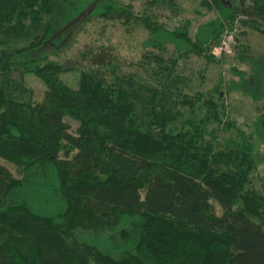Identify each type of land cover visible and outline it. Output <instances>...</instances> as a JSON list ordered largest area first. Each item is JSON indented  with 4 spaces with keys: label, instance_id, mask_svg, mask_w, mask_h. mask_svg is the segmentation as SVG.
Wrapping results in <instances>:
<instances>
[{
    "label": "trees",
    "instance_id": "trees-1",
    "mask_svg": "<svg viewBox=\"0 0 264 264\" xmlns=\"http://www.w3.org/2000/svg\"><path fill=\"white\" fill-rule=\"evenodd\" d=\"M198 1L216 16L192 35L189 20L169 29L120 0H0V264H264V193L249 186L258 166L251 142L217 149L206 139L209 116L174 132L171 123L194 113L199 95L139 83L114 64L81 69L72 87L61 74L73 67L43 51L58 24L78 15L141 25L152 47L145 57L160 62L172 44L174 64L190 55L221 62L211 49L238 23L264 34V0ZM147 4L178 8V0ZM236 55L248 69L234 66L240 82L220 81L214 92L249 79L246 95L264 100V54L241 46ZM15 71L43 81L42 101L12 95ZM252 128L264 144V111Z\"/></svg>",
    "mask_w": 264,
    "mask_h": 264
},
{
    "label": "rangeland",
    "instance_id": "rangeland-1",
    "mask_svg": "<svg viewBox=\"0 0 264 264\" xmlns=\"http://www.w3.org/2000/svg\"><path fill=\"white\" fill-rule=\"evenodd\" d=\"M120 1L132 3L135 12L147 11L158 15L160 22L169 29L189 20L192 23L190 29L192 35L199 24L216 16L214 11L201 7L198 0H178V8L175 11L151 8L147 0ZM83 18L84 15H78L66 26L58 24L54 37L43 48V51L51 53L50 59L73 67L72 70L61 74L63 80L72 87H77L81 69L114 64L118 74L133 75L139 83L156 86L159 90H163L165 86L171 94L178 90L191 96L199 95L202 101L198 107L196 106V111L188 112L171 123L172 130L174 132L189 130L185 124L187 119L200 120L209 116L210 120L205 125L209 132L206 139L213 142L217 149L236 148L242 142H251L258 166L251 175L249 186L264 193V144L254 134L252 128L256 118L264 111V100L257 102L246 95L247 90L255 87L249 79L247 86L231 93L224 90L222 95H218L213 90L220 81H225V88L231 80H240V76L234 73V66L241 70L248 69V66L236 57L241 46H244L249 55L264 54L263 33L249 25L238 23L235 30L224 34H232L234 38L230 53L217 57L212 54L211 49V54L221 62H210L204 57L190 55L187 58H179L174 64L173 60L177 56L172 44H169L165 51H160L162 58L160 62L155 61V58L145 57L152 47L144 45L147 31L141 25L134 23L125 25L119 19H95L84 22ZM4 48L6 45L0 44V49ZM160 66H164L161 71ZM12 79L14 85L11 92L15 98L28 102L43 100L46 86L39 77L15 71ZM179 108L188 109V106L181 105ZM66 121L71 124L72 131H75L77 123L71 119ZM1 161L14 175L20 177L14 164ZM213 202L217 205L216 201ZM217 206V211L220 212L221 208Z\"/></svg>",
    "mask_w": 264,
    "mask_h": 264
},
{
    "label": "built area",
    "instance_id": "built-area-1",
    "mask_svg": "<svg viewBox=\"0 0 264 264\" xmlns=\"http://www.w3.org/2000/svg\"><path fill=\"white\" fill-rule=\"evenodd\" d=\"M234 38L232 34H226L217 45L212 48V54L219 57L221 55L228 54L232 51V44Z\"/></svg>",
    "mask_w": 264,
    "mask_h": 264
}]
</instances>
